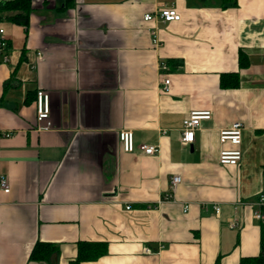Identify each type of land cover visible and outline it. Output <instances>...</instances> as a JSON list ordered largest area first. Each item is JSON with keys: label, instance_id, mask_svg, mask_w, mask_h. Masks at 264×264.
I'll return each instance as SVG.
<instances>
[{"label": "crops", "instance_id": "1", "mask_svg": "<svg viewBox=\"0 0 264 264\" xmlns=\"http://www.w3.org/2000/svg\"><path fill=\"white\" fill-rule=\"evenodd\" d=\"M236 3L32 0L26 28L0 21V127L12 132L0 140L10 183L0 192V264H69L79 241L107 243L106 255L81 264H239L259 254L264 0ZM164 6L181 20L143 21ZM167 60L164 92L158 64ZM223 73H238L239 87L221 89ZM37 90L49 95L45 131L35 124ZM193 111L211 117L183 146L182 120ZM234 122L243 125L241 160L222 165L220 151L236 147L219 132ZM124 130L133 152L119 141ZM148 145L159 152L144 154ZM173 175L181 182L163 201ZM37 241L57 246L48 262L29 260Z\"/></svg>", "mask_w": 264, "mask_h": 264}, {"label": "built area", "instance_id": "2", "mask_svg": "<svg viewBox=\"0 0 264 264\" xmlns=\"http://www.w3.org/2000/svg\"><path fill=\"white\" fill-rule=\"evenodd\" d=\"M158 20L162 23L177 22L181 20V16L173 6H164L154 13H148L143 16V21L154 22ZM152 42L154 45H158V39L155 32L152 30ZM7 40L4 37V31L0 28V58L1 62H6L8 57ZM159 70L163 73L161 84L162 91L167 92L169 86V78L165 75L168 71L167 64L164 61H160L158 64ZM49 95L43 90H37L35 98V124L38 131L48 130L51 126L49 121ZM210 112H190L183 120L181 125L180 142L183 146H186L194 141L195 131L199 128L202 120L210 119ZM243 125L240 122H234L232 125L219 132V142H228L232 146H235L234 150H222L218 155V163L222 165L235 166L241 160V151L239 146L241 144ZM12 136V132L3 130L0 127V140L3 138H9ZM119 141L125 152H133V135L131 131H121L119 133ZM142 152L147 155H153L159 152V147L154 145L143 146ZM181 178L177 175H173L169 180L168 191L163 195V201H173V196L177 186L180 184ZM10 183L6 176L0 174V192L9 193ZM262 202V198H260ZM187 207H184L186 210ZM128 209V208H127ZM214 211L219 212V207L214 206ZM254 217L260 221L264 220V214L259 211H255ZM231 228L237 227L236 220L230 222ZM147 253L150 251L145 249Z\"/></svg>", "mask_w": 264, "mask_h": 264}, {"label": "trees", "instance_id": "3", "mask_svg": "<svg viewBox=\"0 0 264 264\" xmlns=\"http://www.w3.org/2000/svg\"><path fill=\"white\" fill-rule=\"evenodd\" d=\"M31 3L32 0L0 1V21L8 20L26 28L28 25V17L32 10ZM236 5V0H220L222 9L235 7ZM165 63L168 67L172 66L173 61L167 60ZM238 66L240 69H245L249 66L248 58L241 50L238 52ZM239 81L238 73H223L219 76V87L221 89H236L239 87ZM259 212L264 214V207H260ZM259 222V254L253 257H243L240 259L239 264H264V220ZM57 251L58 248L55 244L37 241L30 252L29 260L34 262H48L51 256L57 253ZM106 253V242L79 241L76 248V257L69 264L94 262L106 255ZM215 264H218V262Z\"/></svg>", "mask_w": 264, "mask_h": 264}]
</instances>
